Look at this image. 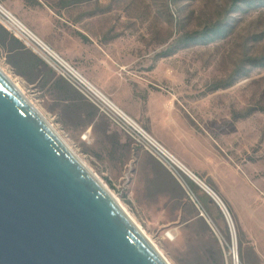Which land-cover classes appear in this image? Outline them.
<instances>
[{"label":"rangeland","instance_id":"374dc122","mask_svg":"<svg viewBox=\"0 0 264 264\" xmlns=\"http://www.w3.org/2000/svg\"><path fill=\"white\" fill-rule=\"evenodd\" d=\"M0 4L172 155L144 122L149 112L155 118L164 111L166 117L155 127L157 132L167 131L171 143L190 138L184 131L182 137H174L179 119L189 131L212 141L219 165L247 176V186L229 185L228 178L210 171L229 199L222 198L209 178L204 181L229 210L233 234L217 201L188 177L185 181L201 218L169 222L164 204L155 205L137 186L134 157L145 151L73 86L74 94L66 97L61 84L65 80L49 67L21 65L0 46V67L171 264H235L233 250L237 264H264V67L254 66L264 57V3L0 0ZM217 24L227 25L223 39L207 45L187 40ZM193 158L207 164L201 157ZM187 213L194 217L192 209Z\"/></svg>","mask_w":264,"mask_h":264},{"label":"water","instance_id":"95a60500","mask_svg":"<svg viewBox=\"0 0 264 264\" xmlns=\"http://www.w3.org/2000/svg\"><path fill=\"white\" fill-rule=\"evenodd\" d=\"M0 264H169L1 67Z\"/></svg>","mask_w":264,"mask_h":264},{"label":"crops","instance_id":"0c3cea01","mask_svg":"<svg viewBox=\"0 0 264 264\" xmlns=\"http://www.w3.org/2000/svg\"><path fill=\"white\" fill-rule=\"evenodd\" d=\"M10 36L13 38L15 42L23 46V44L20 41H18L12 35ZM25 52L31 58V59L29 58L30 60L28 59L25 60V64L33 65L35 62L40 64V66L46 65L47 67H49L41 58H39L29 49L25 48ZM49 69L51 68L49 67ZM165 117L166 114L164 113V111H160L158 116L155 118L149 112L147 117L148 119L147 121L144 122L147 124L150 131L155 132L158 135V138L161 141H163L170 150L174 152L175 157L178 160H180V163H182L184 167H186V169L189 170V172L193 173L195 177L199 179L198 181L200 183L202 182L203 184H205L206 182L205 180L209 178L211 182L214 184V187L216 188L215 190H220V192H222L220 186H218L217 183L213 181V179H211L210 177L211 176L210 171L217 170V172H219L221 176L228 178L229 180L228 182L230 183L229 185H233V184L241 185V186L248 185L247 176L245 177L241 175L238 176V172L235 168L230 167L228 165L223 166L218 164V161L215 158V155L217 153H215L214 145L210 139L204 137L202 138L198 137L197 135L189 131L186 127H184V125L179 119L177 120L178 129L173 130L174 137L176 138L182 137L183 136L182 131H184L185 133L189 134L190 138L188 141L181 140L179 143L176 142L171 143L169 141L168 138L169 133L167 131L157 132V128L155 127L156 126L155 122H159L160 118L164 119ZM187 151L190 152V155L187 153ZM194 155H196V157H201L204 160V162H206L207 164L205 165L197 164L195 162V158H193ZM134 159H135L134 167H135V177H136L137 186L140 187L141 192L144 193L145 197L148 198L152 203H154L155 205H159L160 203L164 204L165 214L169 222L184 221L185 223H192L195 219L201 218L199 215L200 206L199 205L197 206L195 202L190 201L189 197L187 196V192L182 186V184L161 163H159L151 155L142 151H139L134 157ZM194 183L197 186H199L208 196H210L215 201V199L209 194V192H207L202 187L203 185L200 186L198 183L196 182ZM249 186L250 188L248 190L252 195L253 189L251 185ZM212 190L213 189H211V191ZM213 192L224 205L222 199L216 194L214 190ZM222 198L229 199V196L223 193ZM217 205L221 208L219 203H217ZM224 207L226 208V206ZM188 208L193 210L194 217H192L190 214L188 215L187 213ZM227 212L230 215L228 209Z\"/></svg>","mask_w":264,"mask_h":264},{"label":"built area","instance_id":"2783aa9c","mask_svg":"<svg viewBox=\"0 0 264 264\" xmlns=\"http://www.w3.org/2000/svg\"><path fill=\"white\" fill-rule=\"evenodd\" d=\"M0 26L20 41L23 46L41 58L57 75L78 90L95 105L100 113L109 118L122 132L127 134L137 147L153 156L184 187L189 197L198 203L185 181L187 175L177 164L171 153L128 115L117 109L112 101L95 88L76 69L42 42L31 30L0 4ZM233 256L235 258L234 250Z\"/></svg>","mask_w":264,"mask_h":264},{"label":"trees","instance_id":"16d2710c","mask_svg":"<svg viewBox=\"0 0 264 264\" xmlns=\"http://www.w3.org/2000/svg\"><path fill=\"white\" fill-rule=\"evenodd\" d=\"M246 4L253 5L257 2L264 3V0H243ZM227 25L225 24H217L215 27H210L203 31L202 33L196 34L192 37H188L187 40L190 42H194V44L207 45L215 42L216 40L223 39L228 33ZM0 46L6 49L8 52L13 53V55L18 59V63L21 65H25V60H30L31 58L25 52V47L19 45L17 42L13 40V38L9 35L7 31H5L2 27H0ZM30 58V59H29ZM35 69L41 68L40 64L35 63L32 65ZM254 66L264 67V57L259 61L254 63ZM61 84H64L63 93L66 97H71L74 94L73 88L64 81H61ZM233 83L226 85L227 87L232 86ZM80 101H83L81 98Z\"/></svg>","mask_w":264,"mask_h":264},{"label":"bare ground","instance_id":"6f19581e","mask_svg":"<svg viewBox=\"0 0 264 264\" xmlns=\"http://www.w3.org/2000/svg\"><path fill=\"white\" fill-rule=\"evenodd\" d=\"M9 76V75H8ZM10 77V76H9ZM90 82V81H89ZM91 83V82H90ZM17 84V83H16ZM92 84V83H91ZM93 85V84H92ZM94 86V85H93ZM95 88H96V86H94ZM20 88V87H19ZM98 89V88H97ZM99 90V89H98ZM100 91V90H99ZM107 97V96H106ZM108 98V97H107ZM113 103V102H112ZM115 105V104H114ZM115 107L117 108V109H119V110H121L118 106H116L115 105ZM122 111V110H121ZM123 112V111H122ZM125 115H126V113L125 112H123ZM127 116V115H126ZM172 155V154H171ZM173 157H174V159L177 161V164L182 168V170L184 171V173L187 175V177H189L190 179H192L193 181H195L196 183H198L200 186H202L207 192H209V194L211 195V196H213V198L215 199V201H217V203H219V199H217V197H216V195L214 194V192L213 191H211V189H209L205 184H203L202 182L200 183L199 181H198V179L193 175V173H191V172H189V170L188 169H186V167H184V165L182 164V163H180V161L174 156V155H172ZM83 162V161H82ZM84 163V162H83ZM85 164V163H84ZM86 165V164H85ZM86 167L89 169V167L86 165ZM90 171H91V169H89ZM92 172V171H91ZM97 178H98V180L101 182V184L108 190V192L109 193H111L113 196H114V198H115V200H116V202L128 213V215L131 217V219L139 226V224L136 222V220L134 219V217L128 212V210L123 206V204L121 203V201L119 200V198H117L116 196H115V194L106 186V184H104L103 182H102V180H100L99 179V177L97 176ZM140 227V226H139ZM141 228V227H140ZM142 229V228H141ZM143 230V229H142ZM144 232V231H143ZM145 233V232H144ZM146 234V233H145ZM147 235V234H146ZM148 237V236H147ZM149 238V237H148ZM150 239V241H151V238H149ZM152 242V241H151ZM153 243V245L155 246V248L161 253V251L157 248V246L154 244V242H152ZM162 254V253H161ZM163 255V254H162ZM164 256V255H163ZM165 257V256H164ZM237 257H236V255H235V264H237V259H236ZM166 259V258H165ZM167 260V259H166ZM168 261V260H167ZM169 262V261H168ZM169 264H171L170 262H169Z\"/></svg>","mask_w":264,"mask_h":264}]
</instances>
